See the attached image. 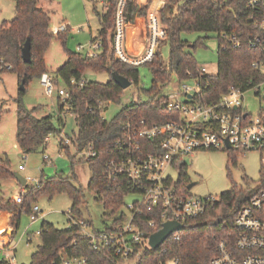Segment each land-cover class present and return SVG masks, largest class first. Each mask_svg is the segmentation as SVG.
I'll return each instance as SVG.
<instances>
[{
  "label": "trees",
  "instance_id": "16d2710c",
  "mask_svg": "<svg viewBox=\"0 0 264 264\" xmlns=\"http://www.w3.org/2000/svg\"><path fill=\"white\" fill-rule=\"evenodd\" d=\"M104 6L108 8L98 12L100 28L98 35L94 37L102 44L100 51L95 56L69 51L66 61L56 71V77H61L69 85L71 92L68 102L65 103L60 98L58 114L62 123V115L66 111L74 115L78 130L71 137L76 151L82 153L93 145L98 152V155L90 160L81 158L89 163L92 170L88 188L95 192L96 199L103 203L105 209L115 211L125 205L124 198L131 193L126 182L120 181L121 178L119 182L111 184L106 169L112 144L123 135V123L129 118H146L149 124L178 118L177 111L168 110L165 95L159 99V94L169 84L173 75L181 80L189 79V73L194 75L193 79H198L199 82L197 98L205 103L217 101L232 85L242 91L252 89L264 80V29L250 18L256 10L249 7L246 0H167L161 13V21L166 27V38L159 42V46L162 48L166 43L169 44V60L165 62L162 59L159 48L154 58L146 62L152 74V87L147 90L148 99L124 105L115 117L106 119L102 113L107 103L118 101L123 91V88L111 79V72L117 71L128 77L132 84H138L139 65L115 58L110 51L114 47L117 0H107ZM147 9V6L135 0H128L126 5L125 37L130 39V48L135 52L144 50L149 39L150 32L146 26ZM50 24V12L39 5V0H15V16L0 24V72L14 71L19 82L25 78L26 84L33 75L41 77L46 69L45 52L54 36ZM190 31L205 35L190 43L182 37L183 32ZM225 31L228 34L240 35L242 46L234 47L221 37V33ZM210 33L216 34L219 40L218 70L215 74L202 72L192 52ZM28 35L31 38L32 61L25 63L21 57V49ZM256 37L260 42L251 46V40ZM108 43L112 46L109 47ZM257 61L260 63L258 68L253 66V62ZM7 65H11V68L7 69ZM89 69L106 71L110 79L107 82L87 80L84 74ZM82 79H85V83L81 86L79 81ZM72 80H75V83ZM23 93L24 91L20 90L16 99L15 136L21 151L30 153L44 148L46 137L56 131V128L52 115L38 117L35 114L36 108L31 109L24 105L21 97ZM2 113L0 109V119ZM143 143V146H146L148 141ZM60 147L66 151L70 150V146L60 144ZM225 150L232 157V162L236 163L239 153L232 149ZM74 159L75 156L71 158L72 165ZM14 178L9 164L0 161V182ZM72 178L63 173L42 176L35 185L24 186L22 189L25 192L21 190L18 196L0 197V214L7 216V229L14 231L19 227L23 210L31 215L40 194L45 193L52 197L56 192L65 191L72 199L70 226L59 228L43 220L39 230L41 243L32 253L29 264L58 263L62 254L86 257L87 264H122L125 259L111 251L94 249L82 233L81 227L73 222L85 219L79 212V205L83 202L85 193L82 187L74 185ZM257 182V187L251 189L248 194L238 185L223 192L220 199L209 205L203 214L185 222L186 228L180 230V240H175L173 235H170L155 250L147 246L142 247L141 256L135 264H168L174 261L176 264H210L217 254L218 241L222 238L232 241L234 218L239 208L264 188V171ZM191 183L188 163L180 164L176 179L178 189L182 193H188ZM1 189L0 183V191ZM164 211L165 208L159 204L144 207L136 213L147 238L161 227L165 218ZM126 216L122 212L121 217L114 223L120 222ZM150 220L156 221L154 227L148 224ZM0 264L12 263L3 259Z\"/></svg>",
  "mask_w": 264,
  "mask_h": 264
},
{
  "label": "rangeland",
  "instance_id": "374dc122",
  "mask_svg": "<svg viewBox=\"0 0 264 264\" xmlns=\"http://www.w3.org/2000/svg\"><path fill=\"white\" fill-rule=\"evenodd\" d=\"M107 0H39V5L50 12V29L60 22L67 23L69 29L65 32L53 33L51 43L45 52V72L54 78L55 90L52 95L46 93L45 87L41 82V77L33 75L25 85L22 94V102L28 108H36L35 114L38 117L52 115L53 124L56 128L50 134L45 147L30 153H23L16 143V123H17V101L20 95V82L18 75L14 71L0 72V109L3 112L0 119V161L7 162L14 173H19L27 179L28 185H35L42 176H53L56 173H63L73 177L72 181L77 187H82L85 193L83 202L79 205L80 214L90 219L92 226L90 229H104L121 217L122 212L131 216L129 205L134 200L141 199L138 193H129L125 196V205L112 211L105 209L102 202L96 199L95 192L88 188L92 170L86 160H82V154L76 151L74 146L66 151L60 147L62 136H72L77 132L78 127L74 115L66 111L63 116V123L59 120L58 107L60 95L59 88H69V85L61 78L56 77V71L67 59L69 51L87 54L88 51H95L91 48L93 38L98 35L100 20L98 12L104 10L103 3ZM167 0H143L142 4L147 6V18L154 16L157 20L156 28L159 29V39L157 52H159V42L166 38V27L161 21V13ZM15 16V0H0V24L5 20H10ZM64 35V36H63ZM205 34L195 31L183 32L182 37L194 42ZM218 44L216 34L210 33L209 37L192 50L198 65L206 66L207 72L215 74L218 70ZM109 47L112 46L108 43ZM192 45V44H190ZM124 47L131 58H139L144 50L135 52L130 48V39L125 37ZM161 49L162 59L169 60V44L166 43ZM97 49L95 52H99ZM115 58H119L117 53L110 50ZM121 60V59H120ZM139 82L124 88L120 99L107 103L103 117L111 119L119 113V110L132 102L145 101L148 99V92L152 87V74L146 62L138 66ZM87 80L107 82L110 75L106 71L86 70L84 74ZM58 82H57V80ZM188 85L198 89L195 79L189 78L181 80L173 75L171 81L162 90L160 96L169 94L176 85ZM257 87L247 90L244 93V106L253 116L259 114L260 109L264 108V84L260 89V94L256 91ZM48 156V158H46ZM75 156L73 165L71 158ZM188 174L194 182L190 188V193L194 196L213 195L216 200L220 199L223 192L231 190L235 185L242 187L245 194L255 189L261 178L264 165L262 164L260 153L257 150L247 151L237 157L236 163L232 162V157L225 149H206L188 156ZM174 180L178 177V169L168 168L167 172ZM15 179V178H14ZM16 180V179H15ZM1 181L2 191L0 197L18 196L24 186ZM12 182H15L12 180ZM10 183V184H9ZM26 184V185H27ZM25 185V186H26ZM41 209L36 220H32L29 212L22 211L20 225L12 234L7 232L5 225V215H0V246L6 244L11 248L10 251L15 255L13 264H29L31 255L41 243L39 230L42 221L53 223L56 227L67 228L70 226V208L72 199L65 191L56 192L50 197L42 193L35 202ZM31 238V239H30ZM3 252L0 248V261L3 260ZM122 264H135V260H124ZM173 264V262H168Z\"/></svg>",
  "mask_w": 264,
  "mask_h": 264
},
{
  "label": "built area",
  "instance_id": "2783aa9c",
  "mask_svg": "<svg viewBox=\"0 0 264 264\" xmlns=\"http://www.w3.org/2000/svg\"><path fill=\"white\" fill-rule=\"evenodd\" d=\"M142 4L143 0H135ZM247 5L256 11L251 15L255 24L264 29V0H246ZM106 1H104V4ZM128 0H117L114 28V50L123 61L140 65L150 61L157 53L159 29L156 28L157 20L154 16L148 19L147 27L150 35L144 53L139 58H131L124 47L125 40V9ZM107 9L108 7H105ZM104 9V10H105ZM69 25L64 22L54 25L52 32H65ZM229 44L241 47L243 42L240 35L221 33ZM91 48L100 49L102 44L99 39L93 38ZM260 42L256 37L251 40V46ZM88 51V56H95L97 52ZM3 61V60H1ZM258 68L260 63L253 62ZM7 69L11 65H7ZM202 72H207L206 66L200 67ZM264 71V67H262ZM208 73V72H207ZM190 78L194 75L189 73ZM197 84L198 79H195ZM46 93L52 95L55 90L53 76L44 72L41 75ZM75 83V80H72ZM85 79L79 81L83 85ZM264 80L254 86L260 92ZM241 89L230 86L228 91L212 103H205L197 96L198 89L188 85L178 84L172 92L165 95L166 106L170 111H177L178 118L167 119L161 123L149 124L146 118L128 119L123 123V135L117 138L111 148V157L106 164L108 181H125L131 193H138L141 199H136L129 209L131 216H127L118 223L106 226L104 229L91 228L90 219L74 220L81 227V231L89 239V244L96 250L107 249L126 261L139 259L142 247H150L145 236L146 232L141 228L140 221L136 217L144 207H152L161 204L164 208L163 222L169 219L183 224L187 220L203 214L216 197L194 196L190 193H182L176 180L169 173L168 168L179 169L180 164L188 163V156L200 150L206 149H232L239 155L250 150L260 153L264 165V108L258 115L252 113L244 106V93ZM58 94L65 103L71 98L69 88H59ZM50 135L46 137V142ZM226 139L230 146H227ZM148 141L143 146V141ZM60 144L74 146L71 136H62ZM82 158L90 160L98 155L96 148L91 145L82 153ZM48 158V156H46ZM41 209L37 204L33 206L32 220L40 217ZM162 222V223H163ZM150 226H155L156 221L150 220ZM162 226V225H161ZM234 232L232 241L222 238L217 243V254L211 259L210 264H264V188L253 195L251 199L242 205L234 218ZM175 240L181 239L180 231L173 232ZM139 246V247H138ZM3 259L13 264L15 255L6 244L0 246ZM54 264H87L86 257L61 255L58 263ZM173 264H176L174 261Z\"/></svg>",
  "mask_w": 264,
  "mask_h": 264
},
{
  "label": "water",
  "instance_id": "95a60500",
  "mask_svg": "<svg viewBox=\"0 0 264 264\" xmlns=\"http://www.w3.org/2000/svg\"><path fill=\"white\" fill-rule=\"evenodd\" d=\"M31 48H32L31 38H30V35H28L21 49V57H22L23 62L25 63H30L32 61ZM111 79L114 80L116 83H118L123 89L127 88L128 86L132 84V81L128 77L120 74L117 71L111 72ZM25 85H26V79L22 78L20 81L21 91L25 90ZM226 143H227V146H230L227 139H226ZM14 177L22 186H25L27 184V179L23 177L22 175H20L19 173H14ZM193 184L194 182H192L189 185V187H191ZM185 228H186L185 224L179 221L172 220V219L164 221L162 223V226L158 230L150 234L149 240H148L150 248H152L153 250L157 249L161 244H163L166 241V239L173 232L180 231ZM7 232L9 234H12V229H8Z\"/></svg>",
  "mask_w": 264,
  "mask_h": 264
},
{
  "label": "crops",
  "instance_id": "0c3cea01",
  "mask_svg": "<svg viewBox=\"0 0 264 264\" xmlns=\"http://www.w3.org/2000/svg\"><path fill=\"white\" fill-rule=\"evenodd\" d=\"M16 179V178H15ZM15 179H13L15 182H12V180H11V184H13V183H16V184H19L20 186H22L17 180H15ZM9 183V184H10ZM0 215H5V214H0ZM6 219H7V216L5 215V222H6ZM8 230V229H7Z\"/></svg>",
  "mask_w": 264,
  "mask_h": 264
}]
</instances>
